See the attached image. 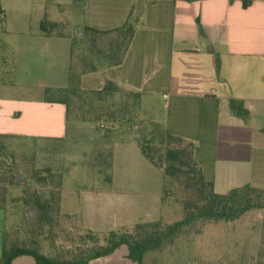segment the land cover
<instances>
[{
	"label": "crops",
	"instance_id": "1",
	"mask_svg": "<svg viewBox=\"0 0 264 264\" xmlns=\"http://www.w3.org/2000/svg\"><path fill=\"white\" fill-rule=\"evenodd\" d=\"M64 1L0 0V136L9 141L55 148L68 139L65 106L44 99L45 89L68 84L71 38L54 31ZM68 3L79 9L81 27L109 31L129 16L135 26L122 63L82 75L81 90L99 91L109 80L126 92L141 94L142 107L146 99L160 105L164 117L159 124L193 144L194 159L215 194L246 185L264 189V0ZM34 8L40 13L31 20ZM230 100L243 103L246 121L230 113ZM83 129L75 127L74 133L85 136L71 138H85L98 154L104 144L94 142ZM99 167L92 165L94 179L83 191L73 186L76 174L66 181L62 176L55 219L66 216L94 233L160 219L161 172L134 141L111 140L109 163ZM3 199L0 204L9 208L4 212L1 207L6 222L30 217L19 211L20 195L6 196L5 203ZM126 254L121 246L87 264H136ZM12 264L35 261L21 256Z\"/></svg>",
	"mask_w": 264,
	"mask_h": 264
},
{
	"label": "trees",
	"instance_id": "2",
	"mask_svg": "<svg viewBox=\"0 0 264 264\" xmlns=\"http://www.w3.org/2000/svg\"><path fill=\"white\" fill-rule=\"evenodd\" d=\"M82 29V33L70 41L67 86L62 89H45V101L63 104L69 118L70 101L76 99L82 105L81 109H95L93 121L103 122L110 129L127 130L126 136L137 144L142 156L162 173V203L172 197L176 185L191 189L190 198L182 207L185 216L167 226L157 220L139 222L129 228L107 233L86 231L85 236L79 238L80 243L71 251H59L55 257L46 256L39 251L37 238L52 234L58 221L54 218L59 212L55 200L61 183L52 184L53 175L46 169L31 172L29 180L35 187L31 188L29 181L24 179V184H20L15 166L6 160V142L10 137L0 136V188L3 201L7 202L5 197L11 189H20V199L17 201L20 203L19 211L30 215L22 217L19 222L24 236L22 240H18L19 230L13 233L6 230L3 232L0 264H12L14 259L21 256L32 257L35 264H87L112 254L121 246L127 248L126 257L130 261L145 264L148 255L172 246L180 232L197 222H231L250 211L263 213L264 230V189L246 185L223 195L215 194L212 183L204 179L201 168L194 159L192 143L171 135L156 122L151 124L150 129L144 126L139 136H132L130 123L134 119V107L141 104V94L126 92L109 80H104L103 88L99 91L80 89L82 75L103 72L122 63L135 32L131 17L122 26L109 31L89 27ZM198 32L200 37H204L201 28ZM75 48L81 50L76 66L73 63ZM229 110L233 116L243 121L249 117L239 100H230ZM1 207L4 212L9 210L8 204H0ZM87 243H91L92 247H86Z\"/></svg>",
	"mask_w": 264,
	"mask_h": 264
},
{
	"label": "rangeland",
	"instance_id": "3",
	"mask_svg": "<svg viewBox=\"0 0 264 264\" xmlns=\"http://www.w3.org/2000/svg\"><path fill=\"white\" fill-rule=\"evenodd\" d=\"M68 2L69 0H65L62 8L57 12L60 22L54 31L62 32L75 40L83 31L80 26V12L78 8L70 6ZM73 4L75 5V0ZM39 13L37 8L31 10L29 13L31 20L35 19ZM80 51V48H75L73 59L75 66L78 62L77 57L81 54ZM70 103L68 139L55 148L45 146L47 144L42 147L43 143L36 141L25 143L26 146L17 141L6 142V160L15 166L18 172L16 177L20 184H24V180H26L31 184V188L35 187L29 180L31 172L47 169L53 175L51 183L54 185L59 182L62 184V176L66 181L65 178L76 174L73 186L77 191H83L94 179L92 165L101 166L99 168L107 167L110 141L129 139L126 136L127 130L110 129L103 122L93 121L96 114L95 109L90 108L89 110L87 107L81 109L82 105L76 99H71ZM132 116L134 119L130 123V133L132 136H139L144 126L150 129L152 123L162 122L164 109L146 99L144 107L141 104L134 107ZM75 127L86 128L83 129L87 133L86 136H92L94 142L98 140L100 144H104V147L98 150V154L96 149L90 150V144L85 138H71V136H85L83 134L76 135ZM101 175L104 176V172ZM162 181L161 173V185ZM190 194V188L176 185L172 197L167 198L165 203L161 202L159 220L163 226L177 222L185 216L182 207L183 203L189 200ZM8 195L19 196L20 189L11 191V193L7 192L6 196ZM1 197L0 191V199ZM2 213L0 208V234L5 230L8 233H13L12 231L19 222H6ZM262 219L261 211H250L231 222L199 221L180 232L172 246L166 247L161 252L148 255L145 258V264H263L264 230ZM20 228L19 225L17 228L19 241L24 238ZM53 228L52 234L41 235L37 238L39 251L49 257H55L59 251L68 249L71 251L80 243L79 238L86 234V230L80 229L76 221L66 218V216H60V220ZM86 247L91 248V243H87ZM1 249L2 240L0 238V256Z\"/></svg>",
	"mask_w": 264,
	"mask_h": 264
}]
</instances>
